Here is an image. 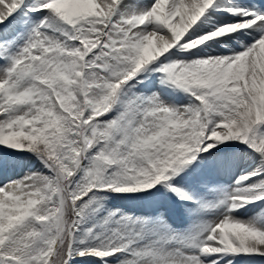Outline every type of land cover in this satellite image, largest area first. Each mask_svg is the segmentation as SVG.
I'll return each mask as SVG.
<instances>
[{"label":"snow or ice","instance_id":"1","mask_svg":"<svg viewBox=\"0 0 264 264\" xmlns=\"http://www.w3.org/2000/svg\"><path fill=\"white\" fill-rule=\"evenodd\" d=\"M221 145L258 158L231 186ZM5 153L39 167L0 181V264L264 257L238 215L264 202V0H0Z\"/></svg>","mask_w":264,"mask_h":264},{"label":"rangeland","instance_id":"2","mask_svg":"<svg viewBox=\"0 0 264 264\" xmlns=\"http://www.w3.org/2000/svg\"><path fill=\"white\" fill-rule=\"evenodd\" d=\"M232 147H235V145H232ZM242 147H244V146H242ZM26 156L29 158H25L23 160H20V167L21 168L25 167V168H22L23 174H25V172L32 169L34 166L39 167V162L36 161L34 157L28 156L27 153H26ZM241 167H242L241 164L239 166H237V169L234 172V174L225 172V174L220 175L219 177L222 178V182H224V184L227 186L229 184L233 185L235 183V179L238 178L241 175V173L244 171V168L242 167L243 168L242 169ZM3 169L4 168L1 167V162H0V171ZM1 173H2V171L0 172V174ZM0 178H4V177L0 176ZM219 181H221V180H219ZM141 203L142 202H140V201L130 200V199H126V198H119V197H117V198L110 197L109 201H108L109 206H118L124 210H134L137 213H140V212L146 213L148 211V208H147V206L141 207ZM261 209H264V207ZM261 209H258L256 207H251V206L248 207L247 206V208H244L241 210V216L242 217H240V218L241 219H247L250 216H256L257 214H259V219L261 220V222H264V212H262ZM169 217L172 218V221L175 220V221L180 222L183 219L181 216V208H176V210L171 208V211L169 213ZM186 223H187V221L184 220L183 224L181 226H185ZM236 258L242 259L243 257H236ZM236 258H234L233 261H235ZM243 264H249V263H247V261H245Z\"/></svg>","mask_w":264,"mask_h":264},{"label":"bare ground","instance_id":"3","mask_svg":"<svg viewBox=\"0 0 264 264\" xmlns=\"http://www.w3.org/2000/svg\"><path fill=\"white\" fill-rule=\"evenodd\" d=\"M228 145H221L220 147H221V149L222 150H224V152L226 151V150H228V147H227ZM232 146V145H231ZM230 146V147H231ZM236 147H238V146H236ZM232 148V147H231ZM241 149L242 148H240V149H237V151H236V149H234L233 151H231V152H234L233 154H230L229 156H238L239 155V157H240V159L241 158H243V160H241L240 161V163H243V162H247V170L248 171H251L255 166H256V164H257V162H258V158L257 157H255L254 156V154H252V153H250V152H248V150L246 149V148H243V150L241 151ZM250 165V166H249ZM17 169L15 168L14 169V172H15V174H18V173H20L21 171H23V170H21V169H19L17 172ZM247 171V172H248ZM259 205H264V202H261ZM257 260V262L258 263H261V264H263L264 263V260L263 259H261L260 257H256V258H247V260Z\"/></svg>","mask_w":264,"mask_h":264}]
</instances>
